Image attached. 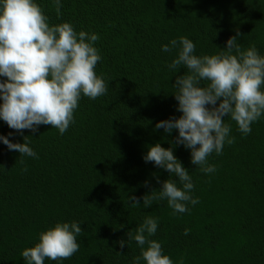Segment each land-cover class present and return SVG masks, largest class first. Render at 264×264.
<instances>
[{
	"label": "trees",
	"instance_id": "16d2710c",
	"mask_svg": "<svg viewBox=\"0 0 264 264\" xmlns=\"http://www.w3.org/2000/svg\"><path fill=\"white\" fill-rule=\"evenodd\" d=\"M34 3L49 26L69 23L76 33L98 35L95 72L109 87L95 100L81 94L63 135L51 125L21 134L0 119V136L27 143L38 156H20L0 141V264H26L21 253L40 233L72 222L82 228L79 251L45 264H135L141 249L127 244L126 234L149 216L158 221L149 239L173 264H264V114L247 135L230 115L223 118L234 143L207 157L216 169L207 174L191 163L190 149L175 143L178 130L155 127L182 115L173 85L189 72L183 65L170 70L178 48L163 52L162 45L183 36L196 45L194 55L212 56L239 32L242 50L255 46L264 57V0H61L59 17L53 0ZM156 144L171 148L192 178L199 202L185 213L174 214L167 199L143 206L142 197L168 179L182 188L174 174L145 163ZM131 196L139 207L130 206Z\"/></svg>",
	"mask_w": 264,
	"mask_h": 264
},
{
	"label": "clouds",
	"instance_id": "9594fccd",
	"mask_svg": "<svg viewBox=\"0 0 264 264\" xmlns=\"http://www.w3.org/2000/svg\"><path fill=\"white\" fill-rule=\"evenodd\" d=\"M53 2L59 17L61 0ZM239 36L237 32L230 37L226 49L212 56L194 55L196 45L183 36L161 48L163 52L178 48L168 68L175 71L183 65L189 72L178 76L173 85L177 89L174 95L178 101L177 111L182 115L178 119L160 121L155 127L164 129L167 134L178 130L175 143L190 149L191 163L200 166L206 174L216 170L214 165L207 164V157L213 152L221 154L226 141L234 143V138H229L230 126L224 124L223 118L230 115L239 131L247 135L251 133L250 125L264 114V91L261 90L264 57L258 54L255 46L242 50L237 43ZM98 39L95 33H76L69 23L49 26L47 17L34 0H0V77L7 78L0 83V100L3 101L0 119L17 132L28 129L34 133L39 125H51L63 135L73 122L81 94L95 100L108 91L109 84L95 72L101 60L94 47ZM202 80L209 81L207 87L200 86ZM209 105L212 107H206ZM0 141L20 156L38 158L25 142L11 143L3 136ZM143 159L145 163L153 162L158 168L174 174L182 184L179 188L172 179L164 181L158 193L152 191L142 197L145 208L154 200L167 199L174 214L185 213L189 210L188 203L199 202L191 195L194 184L188 170L171 148L164 149L156 144L149 147ZM157 182H160L158 178ZM147 183L145 181V186ZM129 201H133L129 203L131 207L140 206L135 196L128 197ZM157 228V219L149 216L135 229V234L127 232V244L134 240L141 249L135 264H140L141 260L146 264H173L162 254L161 244L149 239ZM188 232L185 229L184 234ZM80 235L79 223H57L40 233L39 242L23 250L21 255L26 264H45V259L68 260L79 251L77 237ZM118 243L121 249L125 247L124 240Z\"/></svg>",
	"mask_w": 264,
	"mask_h": 264
}]
</instances>
